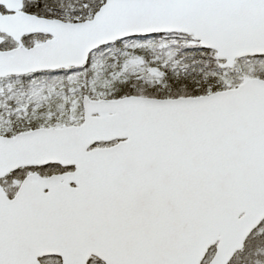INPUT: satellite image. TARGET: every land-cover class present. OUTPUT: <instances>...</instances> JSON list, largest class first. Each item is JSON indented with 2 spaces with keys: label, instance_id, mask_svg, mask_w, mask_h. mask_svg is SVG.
I'll list each match as a JSON object with an SVG mask.
<instances>
[{
  "label": "snow or ice",
  "instance_id": "6c2138e0",
  "mask_svg": "<svg viewBox=\"0 0 264 264\" xmlns=\"http://www.w3.org/2000/svg\"><path fill=\"white\" fill-rule=\"evenodd\" d=\"M0 264H264V0H0Z\"/></svg>",
  "mask_w": 264,
  "mask_h": 264
}]
</instances>
